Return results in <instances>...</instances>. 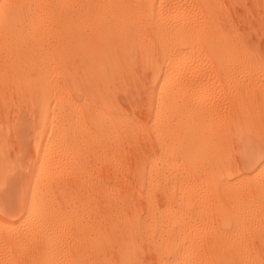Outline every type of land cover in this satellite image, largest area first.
Wrapping results in <instances>:
<instances>
[{"label":"bare ground","instance_id":"bare-ground-1","mask_svg":"<svg viewBox=\"0 0 264 264\" xmlns=\"http://www.w3.org/2000/svg\"><path fill=\"white\" fill-rule=\"evenodd\" d=\"M241 1L0 0V118L13 102L15 114L0 125V264H146L142 244L157 264H264V0ZM144 77L160 150L149 172L161 163L146 210L76 223L80 151L131 122L122 106L142 108L128 86ZM215 84L227 91L211 104ZM185 166L199 183L177 177ZM66 224L80 225L73 249Z\"/></svg>","mask_w":264,"mask_h":264},{"label":"rangeland","instance_id":"rangeland-1","mask_svg":"<svg viewBox=\"0 0 264 264\" xmlns=\"http://www.w3.org/2000/svg\"><path fill=\"white\" fill-rule=\"evenodd\" d=\"M241 2L245 6H249L250 4L248 3V1ZM40 5H43V3L41 2ZM234 8L236 10L240 9L239 6H235ZM232 16L234 18V22L237 23V21H239V17H236V19L234 14ZM237 16H239V14H237ZM261 40L263 41L261 42ZM259 42L261 48L260 53L262 54L264 53V51L262 50V47L264 46V39L260 38ZM44 43L46 44V42L43 41L42 44ZM145 78L146 77H144L142 80L143 83H130V85L128 86V89L133 93H136V91L140 93L141 101H139L141 104H139V106L141 105L142 108H138L139 111L138 109L132 110L130 109V104L128 105L125 101H123L122 103V105H124L125 102V107L122 106V109L123 112L129 116L131 122L127 123V125H125L123 128L109 130V128L106 127L107 131H105L104 134L106 135L108 140L106 141L105 145L103 144L104 146L102 148L100 147L102 150L98 146H95V148L93 149V146L82 148V150L80 151L81 174L75 173L76 167L74 166L65 167L64 169L65 173L61 177L63 180H61L64 181L65 184L68 185L73 183L74 181L76 182L77 178L76 183L74 182V184H71V186L68 185L70 186L69 189H71L72 192V195L68 200V207L69 209H71L74 215L77 216L76 218L78 221L76 223H79L81 221L82 223L80 222L79 224H83L85 221H95L97 216L101 214L104 215V225H108L109 223H111L110 218H112V220L121 219L124 216H130L132 213L143 215L146 210L147 206L145 201L140 196V192L143 189L142 187L148 183L149 176H151V179L155 180V174L161 169V163L159 160H156V168L149 172L147 168V162L152 159H157L160 155V150L158 146V140L154 134L153 125L148 117V114L146 113V107H143L145 104L144 101L145 99H147L145 90L148 86L147 79ZM140 85L144 87L141 88ZM225 91L227 90L223 88L222 85L220 86L219 84H215L206 89L205 96L207 100H209V103L218 104L219 102L223 101ZM13 105L14 102L11 103L7 109H5L7 114H10L9 123H7L8 119L5 120L6 117H1L2 119L0 118V125H10L14 120L13 116H15V114L13 112ZM223 107L224 110L222 112V115L227 116L228 114L227 112H225L227 107ZM11 119L13 120L11 121ZM226 144L229 148V160L238 163L239 153L237 148V141H235L234 139H232L231 141L228 140ZM94 150L95 153L92 152ZM27 152V155H29L30 157V152ZM97 155H99V159L103 158L100 161H97L99 163L95 161L97 160ZM100 155L102 156L100 157ZM140 169L143 171L142 174L140 172ZM148 172L151 175H149ZM177 172V177L182 175L185 181L191 184L193 182L199 183V180L203 176V171L201 170V168L196 170H189L185 166L184 168H178ZM74 173L76 176L74 175ZM73 176H75L74 181ZM70 181L71 183H69ZM72 186L75 187L72 188ZM173 186V183H168L169 188ZM176 188L177 186L175 187V189ZM201 189L205 190L204 187H201L199 188V191H201ZM154 204L155 207H161L162 202L157 200V202H155ZM208 213H210L209 207L207 205H204L203 202H200L196 206H194V210L192 211V213H188V215L195 216L197 223H200L206 220ZM79 224L74 225H76L77 228H80ZM74 225H69L71 227H68V225L66 224L62 233V237L71 244H69L71 246L70 249L72 248V246H74L73 244L75 242L74 238H72L74 237V235L72 236V233L77 234V230L74 232L75 228H72L75 227ZM70 230H73V232L71 231V233ZM73 240L74 242L72 244L71 241ZM77 246L79 245H76L77 249H75L79 250V247ZM141 247L145 263L157 264L155 256L149 251V247H147L146 244H142Z\"/></svg>","mask_w":264,"mask_h":264}]
</instances>
